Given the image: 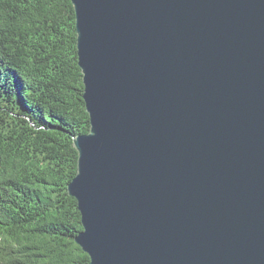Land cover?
I'll list each match as a JSON object with an SVG mask.
<instances>
[{
	"label": "water",
	"instance_id": "obj_1",
	"mask_svg": "<svg viewBox=\"0 0 264 264\" xmlns=\"http://www.w3.org/2000/svg\"><path fill=\"white\" fill-rule=\"evenodd\" d=\"M91 264H264V0H71Z\"/></svg>",
	"mask_w": 264,
	"mask_h": 264
},
{
	"label": "trees",
	"instance_id": "obj_2",
	"mask_svg": "<svg viewBox=\"0 0 264 264\" xmlns=\"http://www.w3.org/2000/svg\"><path fill=\"white\" fill-rule=\"evenodd\" d=\"M71 0H0V264H91L68 186L87 135Z\"/></svg>",
	"mask_w": 264,
	"mask_h": 264
}]
</instances>
